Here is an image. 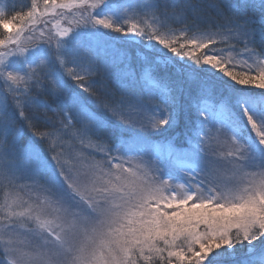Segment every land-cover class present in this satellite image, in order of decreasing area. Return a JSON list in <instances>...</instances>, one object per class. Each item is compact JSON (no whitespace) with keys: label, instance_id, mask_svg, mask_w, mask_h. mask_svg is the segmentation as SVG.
I'll return each mask as SVG.
<instances>
[{"label":"snow or ice","instance_id":"obj_1","mask_svg":"<svg viewBox=\"0 0 264 264\" xmlns=\"http://www.w3.org/2000/svg\"><path fill=\"white\" fill-rule=\"evenodd\" d=\"M264 264V0L0 5V264Z\"/></svg>","mask_w":264,"mask_h":264},{"label":"trees","instance_id":"obj_2","mask_svg":"<svg viewBox=\"0 0 264 264\" xmlns=\"http://www.w3.org/2000/svg\"><path fill=\"white\" fill-rule=\"evenodd\" d=\"M30 6V2L28 0H15L11 3V5L9 6V11L15 7L16 10H21L22 8L24 10L27 9V7ZM241 259V255L240 253L238 252L236 257L234 258H225L222 263H225V264H228L232 261H235V260H240Z\"/></svg>","mask_w":264,"mask_h":264},{"label":"rangeland","instance_id":"obj_3","mask_svg":"<svg viewBox=\"0 0 264 264\" xmlns=\"http://www.w3.org/2000/svg\"><path fill=\"white\" fill-rule=\"evenodd\" d=\"M15 1V0H0V5H4L7 4V7L9 9V6L11 5V3ZM30 2V0H28Z\"/></svg>","mask_w":264,"mask_h":264}]
</instances>
